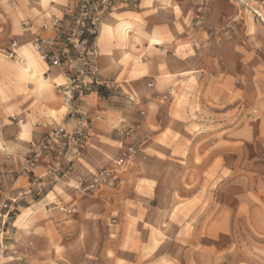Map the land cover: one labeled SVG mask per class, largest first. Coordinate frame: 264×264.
I'll use <instances>...</instances> for the list:
<instances>
[{
	"label": "rangeland",
	"instance_id": "374dc122",
	"mask_svg": "<svg viewBox=\"0 0 264 264\" xmlns=\"http://www.w3.org/2000/svg\"><path fill=\"white\" fill-rule=\"evenodd\" d=\"M123 2L128 5L123 10L135 13L144 3V33L151 51L159 44L168 72L159 78L154 72L124 74L131 80L125 87L97 83L87 55L97 36L69 48L59 69L76 80L73 101L82 107L80 98L87 96L118 113L125 119L124 143L106 164L87 170L81 163V181L65 191L77 207L59 206L64 216L57 215L53 225L38 213L20 212L39 203L49 182L19 200L6 199L13 204L6 242L14 243L17 221V239L33 240V257L43 261L74 251L79 264H264V6L208 0L201 29L195 20L198 0H114L111 7ZM212 13L216 25L206 21ZM134 20L139 27L124 31L140 35L141 18ZM64 23L69 25L68 16ZM11 44L10 39L0 44L6 58ZM137 124L140 129L127 135ZM67 141L66 134L55 137L32 167L28 155L25 172L34 179L31 169L40 160L52 170L39 182L78 172L66 158ZM127 146H134L136 155L116 166ZM105 168L115 177L97 190H85ZM77 195L90 202L78 207ZM20 251L10 258L7 249L0 264H28Z\"/></svg>",
	"mask_w": 264,
	"mask_h": 264
},
{
	"label": "crops",
	"instance_id": "0c3cea01",
	"mask_svg": "<svg viewBox=\"0 0 264 264\" xmlns=\"http://www.w3.org/2000/svg\"><path fill=\"white\" fill-rule=\"evenodd\" d=\"M127 6L125 2L115 3L108 10L95 39L93 48L96 51L94 62L97 83H122L125 87L130 86L131 80L128 77L123 79L124 74L142 73L149 76L150 72H154V77L159 78L168 72L166 64L160 60L164 56L160 53L159 44H156L155 52L151 51L149 35L144 33L147 21L144 3L141 13L123 10ZM74 9L72 0H0V44L7 39L17 42L23 59L22 63H18L0 53V204L8 198L12 201L19 200L29 195L35 187L49 182L51 187L39 199V203L20 209V212L27 217L38 213L52 225L57 215H63L59 206L66 203V208L77 207V204L69 203L65 191L76 188L81 181V163L87 170L106 164L119 153L124 143L122 131L125 126L122 121L125 119H121L118 113L109 111L102 103H92L87 96L80 98L85 101L82 107H77L79 100L67 104L63 99L67 75L59 68L49 73L46 64L31 50V44L37 38L57 36L50 28V10L64 12ZM233 14L234 11L230 12L229 20L233 18ZM139 16L142 21L140 35L124 31L130 26L139 27L134 20ZM206 21L216 25V16L213 13L207 14ZM87 55L90 57L89 52ZM153 56L158 60H152ZM167 58L173 56L166 55L165 59ZM151 66L155 68L151 70ZM80 72L84 74L83 71ZM59 128L65 130L68 138L66 158L72 161L73 169L78 172L68 171L61 179L53 182L48 181V178L39 182V177L51 174L52 168L46 167L40 160L31 169L35 173L34 179L25 172L31 143L41 142L42 138L53 135ZM81 133L86 136V141L77 139ZM75 153L78 154L73 155ZM91 154L95 155L91 157ZM12 174L17 176L16 179H12ZM76 198L81 203L78 207L90 202L82 195H77ZM13 225L14 243L6 242L10 238L6 234L4 251L0 250V255L8 249L11 251L10 258H15L20 255L22 248L28 264H49L54 260V264H79L81 258L72 256L74 251H67L57 258L52 257L51 262L48 258L44 261L35 259L33 240L17 239L21 236L15 228L17 221ZM27 228L31 231V224Z\"/></svg>",
	"mask_w": 264,
	"mask_h": 264
},
{
	"label": "built area",
	"instance_id": "2783aa9c",
	"mask_svg": "<svg viewBox=\"0 0 264 264\" xmlns=\"http://www.w3.org/2000/svg\"><path fill=\"white\" fill-rule=\"evenodd\" d=\"M114 0H72L75 6L74 10L64 12H56L50 10V28L57 33L55 38H37L31 44V50L37 54L40 60L46 64L48 72H52L57 68H62L64 60L69 51V48H78L87 43L88 36H97L103 21L107 15L108 9L111 7ZM250 4H258L264 6V0H248ZM208 0H198L195 20L199 28H203L204 18L207 13ZM257 14V12H256ZM258 15V14H257ZM68 16L70 23L65 26V17ZM261 17V15H259ZM59 45H64L59 48ZM20 47L17 42H12L9 50L6 52L7 58L18 63H22L23 59L20 54ZM90 67L93 73L97 72L94 62L96 51L92 48L89 51ZM66 90L63 96L67 104H72L74 97L73 91L75 89L76 80L73 76L66 73ZM140 129L139 124L127 128L126 134L131 135ZM66 132L63 128H59L54 137L42 140L41 142L31 143L27 165L34 166L39 154L49 147L55 137L65 135ZM86 136L81 133L78 139L85 138ZM137 150L134 146H127L121 156L116 161L115 165L123 167L128 160L135 156ZM115 177V171L111 168L100 170L92 179L90 184L84 187L85 190H97L104 184H107ZM63 211L71 213L72 210L64 209ZM13 204L3 202L0 204V250L4 251L5 238L7 234V225L12 217ZM16 253V252H15Z\"/></svg>",
	"mask_w": 264,
	"mask_h": 264
}]
</instances>
